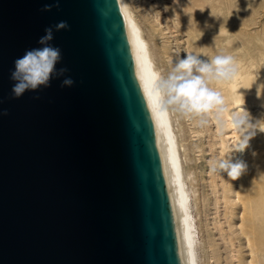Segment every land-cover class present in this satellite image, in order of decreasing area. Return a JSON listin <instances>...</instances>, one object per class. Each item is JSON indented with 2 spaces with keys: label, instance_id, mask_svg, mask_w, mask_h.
Returning <instances> with one entry per match:
<instances>
[{
  "label": "water",
  "instance_id": "1",
  "mask_svg": "<svg viewBox=\"0 0 264 264\" xmlns=\"http://www.w3.org/2000/svg\"><path fill=\"white\" fill-rule=\"evenodd\" d=\"M51 3L0 0V264H181L119 4ZM60 21L74 84L13 98L14 61Z\"/></svg>",
  "mask_w": 264,
  "mask_h": 264
},
{
  "label": "rangeland",
  "instance_id": "2",
  "mask_svg": "<svg viewBox=\"0 0 264 264\" xmlns=\"http://www.w3.org/2000/svg\"><path fill=\"white\" fill-rule=\"evenodd\" d=\"M125 1L160 71L166 75L178 53L181 59L186 53L207 60L230 55L236 75L210 86L224 97L225 91L233 89L229 93L234 96L227 100L229 114L238 111L244 99L243 107L253 120L264 117V88L257 95V85L264 84V0ZM257 74L258 79L248 89ZM233 97L238 98L237 104L232 103ZM171 117L191 190L198 264H264V134L258 132L251 139L252 145L249 142L242 158L233 154L234 161L248 165L246 172L236 180L223 179L210 171L208 161L233 147L232 131L226 128L218 134L214 115L207 117L208 123L202 127L195 119L178 114ZM259 127L264 129V122ZM248 200L252 207L243 212L242 202Z\"/></svg>",
  "mask_w": 264,
  "mask_h": 264
},
{
  "label": "clouds",
  "instance_id": "3",
  "mask_svg": "<svg viewBox=\"0 0 264 264\" xmlns=\"http://www.w3.org/2000/svg\"><path fill=\"white\" fill-rule=\"evenodd\" d=\"M60 2L61 0H52V3L45 4L41 11L48 12L53 7L58 9ZM173 3H178V0H173ZM69 27L67 21H60L54 26L45 28L44 35L38 40L40 47L25 51L22 57L14 61V70L10 75V79L15 82L11 88L13 98H20L26 91L46 89L50 87L53 79L59 77H64L61 87H71L74 84L71 77L65 76L68 72L67 68L57 69L56 65L62 60V52L59 47L50 43L54 39V30H68ZM141 47L145 50L143 88L157 119L166 121L170 113L178 114L189 120L195 119L197 126L202 127L208 123L207 117L214 115L219 131L223 132L222 117L228 112V108L222 94L210 85L230 81L236 75L232 56L216 55L211 60H207L199 55L186 53L181 59L178 53L175 63L172 59L171 69L165 75L162 71L156 70L148 58L147 46L141 44ZM257 79L258 74L248 89ZM262 88L264 84L257 85L258 96ZM243 105L244 99L239 110L231 112L229 116L230 126L238 136L236 144L223 156L208 161L210 171L223 179L226 176L230 180H236L246 172L248 165L239 159L234 161L233 154L243 153L249 147V141L258 132L264 133V129L259 127V124L264 122V117L253 120ZM7 114L6 110L0 109V117ZM177 180L179 181V176ZM191 264H196L194 254Z\"/></svg>",
  "mask_w": 264,
  "mask_h": 264
},
{
  "label": "bare ground",
  "instance_id": "4",
  "mask_svg": "<svg viewBox=\"0 0 264 264\" xmlns=\"http://www.w3.org/2000/svg\"><path fill=\"white\" fill-rule=\"evenodd\" d=\"M116 1L119 4L121 16L124 21L126 39L128 41L132 60L134 63L135 74H136L140 89L142 91L143 97L145 99V102H146V105L149 111L152 128L154 131V135H155V139H156V143H157V147H158V151H159V155L161 159L162 170H163V174L165 178L166 187L169 193L170 203H171V208H172V213H173V218H174V227H175V234H176L178 251H179V256H180V262L181 264H191L192 257L194 254L195 262L196 264H198L197 251H196L197 234H196L194 218L192 216L191 206H190L191 205L190 204V191L191 190L188 188L186 184V179L188 178L186 176L188 174L186 175L184 173V170L182 167L179 143H178L177 135H176V132L173 126L171 113L166 121L158 120L155 113L153 112L151 102L147 94L144 91L142 76H143V67H144L143 59L145 56V50L141 47V44H145L147 46L146 52H147L148 58L153 63L155 69L156 70H159V69L154 64L153 52L151 51L148 43L146 42V39L144 37L143 31L140 25L138 24V22L135 20V18L129 11L126 1L125 0H116ZM164 54H166V50L164 51ZM231 90L233 91V89L231 88L228 91H225L227 92V96L226 97L223 96L226 106H229V104L227 103L228 98L234 96V93H229V92H232ZM233 98L234 100L232 103L237 104L238 98L236 97H233ZM229 116L230 114L226 112L222 117V120H224V123H225V126H223V130L228 128L229 131H232V135H233L232 138H235L233 141V146H234L238 140V136L235 130L230 126ZM215 124L217 127L216 132L219 134L220 133L219 126L217 125L216 121H215ZM221 135L222 134L219 135L220 138H221ZM249 142H250V145H252V141L250 140ZM235 154H236L235 157L240 159L243 157L245 153L242 154V153L237 152ZM178 176H179V181L177 180ZM238 200H239V195L237 193V201ZM250 203H251V200L250 201L248 200L247 202H242L243 207H244L243 212H248ZM244 220L245 218L243 217L242 223ZM246 235L247 237L249 236V234H246ZM247 240L249 242L248 246L252 248V245L250 244L249 239Z\"/></svg>",
  "mask_w": 264,
  "mask_h": 264
}]
</instances>
